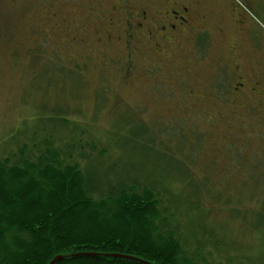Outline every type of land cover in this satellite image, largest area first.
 <instances>
[{"label":"rangeland","instance_id":"obj_1","mask_svg":"<svg viewBox=\"0 0 264 264\" xmlns=\"http://www.w3.org/2000/svg\"><path fill=\"white\" fill-rule=\"evenodd\" d=\"M228 2L251 40L211 26L183 67L164 69L132 25L112 29L110 43L99 21L101 46L95 22L86 32L65 27L83 14L93 21L117 0H0V157L17 162L23 149L36 157L45 139L59 152L74 144L63 163L90 171L97 186L153 190L185 256L264 264V94L235 105L231 70L212 69L221 55L233 59L232 39L247 52L253 40L262 55L248 53L246 62L264 75V0ZM219 17L225 25L230 18ZM68 34L89 39L66 47Z\"/></svg>","mask_w":264,"mask_h":264},{"label":"trees","instance_id":"obj_2","mask_svg":"<svg viewBox=\"0 0 264 264\" xmlns=\"http://www.w3.org/2000/svg\"><path fill=\"white\" fill-rule=\"evenodd\" d=\"M52 144L45 139L36 157L23 149L17 162L0 157V264H48L58 254L78 252L130 255L152 264H201L199 255L185 256L181 242L167 231L152 189L127 187V181L97 186L90 171L63 163L60 156L71 158L74 144L63 152ZM57 264L144 263L73 257Z\"/></svg>","mask_w":264,"mask_h":264},{"label":"flooded vegetation","instance_id":"obj_3","mask_svg":"<svg viewBox=\"0 0 264 264\" xmlns=\"http://www.w3.org/2000/svg\"><path fill=\"white\" fill-rule=\"evenodd\" d=\"M226 2V4H225ZM237 9L228 0H135L129 4H123L117 0L109 11L103 6L100 10L94 13V20L87 14H83L82 20L69 18L64 21L65 27H73L75 23L80 24L81 31H88L89 21L95 22L99 35L96 44L101 46L108 42L114 41V32L118 29L122 30V25H132L134 31L133 37L138 38L140 30L144 31V41L148 45V50L153 55L156 54V59L153 58V64L157 63L162 68H168L169 65L182 66V57H187L194 50L198 51L202 47V40L210 35L211 26L216 27L221 24L216 30L217 32L225 33L226 29L229 32L234 30L236 36L244 38L246 35L249 41L251 40V32L235 18V10ZM111 12V13H110ZM226 12L229 15L226 25L221 22L220 14ZM130 15V17H127ZM86 18V20H85ZM89 19V20H87ZM125 19V20H124ZM133 20V22H132ZM99 21H103L110 31L106 32L102 39V28L99 26ZM91 27V25H90ZM214 29V28H213ZM75 30V29H74ZM68 29L67 31H74ZM89 39V35L84 38L68 34L66 44L70 47L84 46V43ZM139 39V38H138ZM142 41V40H140ZM241 42L238 39H232L231 48L234 53H231L233 59L228 62L221 55L212 63V69L215 74H222L224 71L230 72L232 75V85L230 87V96H233L235 105L242 101V98L249 95L252 99L260 98L264 94L263 83L264 75L262 69L256 72L255 68L247 64L246 58L248 53H256L262 55V49L259 44L252 43L248 45L250 49H241ZM236 55V56H235ZM155 56V55H154ZM199 61V60H198ZM261 65H264V61ZM232 64V65H231ZM257 65V64H256ZM251 69L247 71L246 69ZM230 69V70H229ZM252 74L248 76V72ZM252 83L249 86L248 83ZM206 94H203L205 97Z\"/></svg>","mask_w":264,"mask_h":264},{"label":"water","instance_id":"obj_4","mask_svg":"<svg viewBox=\"0 0 264 264\" xmlns=\"http://www.w3.org/2000/svg\"><path fill=\"white\" fill-rule=\"evenodd\" d=\"M73 257H119V258H125V259H131L138 262H142L144 264H152L147 260H144L140 257L136 256H128L123 254H117V253H99V252H78V253H61L56 255L48 264H57L58 262H61L63 260L71 259Z\"/></svg>","mask_w":264,"mask_h":264}]
</instances>
